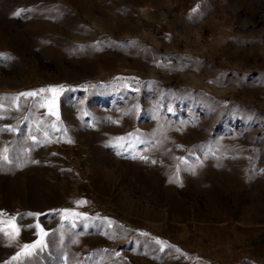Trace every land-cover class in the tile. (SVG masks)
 <instances>
[{
	"label": "rangeland",
	"instance_id": "1",
	"mask_svg": "<svg viewBox=\"0 0 264 264\" xmlns=\"http://www.w3.org/2000/svg\"><path fill=\"white\" fill-rule=\"evenodd\" d=\"M0 213V264H264V0H0Z\"/></svg>",
	"mask_w": 264,
	"mask_h": 264
},
{
	"label": "snow or ice",
	"instance_id": "2",
	"mask_svg": "<svg viewBox=\"0 0 264 264\" xmlns=\"http://www.w3.org/2000/svg\"><path fill=\"white\" fill-rule=\"evenodd\" d=\"M20 13L17 12L16 15H19ZM50 91H55L54 89H49ZM43 91V90H41ZM21 95H36V93H22ZM51 111V109H50ZM54 114V113H53ZM5 159H7V157H4ZM80 203V202H78ZM3 214L0 213V216H2ZM31 215V214H30ZM16 217H11L9 220H3L0 219V225L3 224H7L10 228V230L5 229L3 227H0V232H3L4 235L9 236L11 239H16L17 236H19L20 233V228L16 225L15 223ZM37 228H39V224L36 225ZM41 239L38 240L36 243L34 244H26L23 246V249L20 253H17L16 257H13V259H17L19 258L21 255H30L32 250H34L35 248H37L38 246L43 244V235H46V233H43V230L41 229Z\"/></svg>",
	"mask_w": 264,
	"mask_h": 264
}]
</instances>
